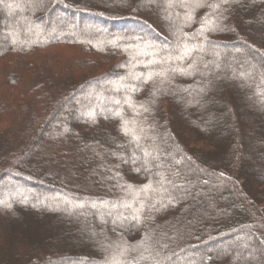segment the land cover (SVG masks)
I'll return each instance as SVG.
<instances>
[{
  "label": "trees",
  "instance_id": "1",
  "mask_svg": "<svg viewBox=\"0 0 264 264\" xmlns=\"http://www.w3.org/2000/svg\"><path fill=\"white\" fill-rule=\"evenodd\" d=\"M226 8L194 75L145 84L121 78L173 40L150 0H0V264H264V0ZM109 15L145 32L81 24Z\"/></svg>",
  "mask_w": 264,
  "mask_h": 264
},
{
  "label": "snow or ice",
  "instance_id": "2",
  "mask_svg": "<svg viewBox=\"0 0 264 264\" xmlns=\"http://www.w3.org/2000/svg\"><path fill=\"white\" fill-rule=\"evenodd\" d=\"M150 2L157 8L163 9L165 14L171 13V15L168 16V19L170 21L171 35L173 37L172 47H158L156 45L150 44L149 46L155 50L153 53H149V55H151L153 58L148 60L147 63H143V61L139 62L143 63L146 71L140 73L130 72L128 77H122L121 79L131 78L133 80H142L143 83L146 84L149 82H154L157 78H160L161 83H163L165 80L170 79V73L171 76L194 75L193 72L188 71V69H191L195 64V61L192 59L193 53L202 50L199 45L204 43H212L208 39L209 34L215 33L220 31L222 28L227 27V25H225L223 22V12L227 10L226 6L229 5L232 0H150ZM177 9H181L182 12L176 11ZM201 9H203L204 12L199 17V19H197V12ZM192 24H198L199 27L195 32H186L184 29L190 28ZM135 39L143 40L144 38L137 34ZM175 61H183L186 62V64H181L171 68L161 67L156 69L153 67L154 65H171ZM204 67H208L207 63L204 64ZM217 67H219V65H217ZM241 75H243V73H241ZM124 87H127L130 92H136L140 90L135 85H124ZM120 90V88L115 89L117 92ZM201 91H203V89H201ZM262 95H264V93H262ZM113 102L117 105L121 104V100L119 99H116ZM123 102L128 104L130 108L134 107V105L131 103L130 96H126ZM140 107H143V105L141 104ZM144 110L148 111L147 108ZM113 115L121 118V130L123 133L126 136H131L133 141L138 142L140 137L136 135L133 129L129 128V124L132 123V121L124 118L122 110L114 111ZM88 117L89 120L95 122V109L89 110ZM145 155H147V153H145ZM133 159H135V157ZM137 171H139V169H137ZM127 187L129 190L132 188L131 185H128ZM149 187L150 185H145L141 190H147ZM0 203L3 202L0 201ZM5 206L11 207V204H6ZM123 206L128 208L132 207L130 203ZM79 207H83V205H80ZM142 209L143 205H141L140 209L134 210V214L131 216V219L139 220ZM107 214L112 215L111 212H108ZM120 218L126 219L122 216V214ZM106 264H113V262L106 261Z\"/></svg>",
  "mask_w": 264,
  "mask_h": 264
},
{
  "label": "rangeland",
  "instance_id": "3",
  "mask_svg": "<svg viewBox=\"0 0 264 264\" xmlns=\"http://www.w3.org/2000/svg\"><path fill=\"white\" fill-rule=\"evenodd\" d=\"M106 7L104 8L105 10H106ZM83 9H85V8H83ZM88 9H91V8H88ZM85 10H87V9H85ZM76 11H78V10H76ZM105 13L107 14V12H105ZM131 17H134V18L138 19L137 16H135L134 14L133 15L131 14ZM139 17H141V18L143 17V19L146 20L147 22L150 21L149 23L150 24H153L152 26H154L152 28H154L156 31H158L160 33L161 30L160 31L158 30L157 24H155V22H154L153 19L147 18V17L145 18L142 15H140ZM107 18H109L110 20H112V22L111 23H109V22L97 23V21L96 22L95 21H91L89 18L84 17L81 20V22H82L81 24L91 23L92 25H97V26H100V27H104V28H106V30L109 33H131V32H134V30L140 31V32H145V31H142V30H140L138 28L131 27V25H133V24H129L127 27H124V28L121 25H123L125 23H118L116 25L115 23H116V20H118V19H113V15H109V16H107ZM160 34L163 37H165L162 33H160ZM229 114H230V116L225 115V118H223V122L220 125L222 127V131L227 130L229 142H232V140L235 139L236 142L239 144V142L241 140L240 132L238 130L237 131H229L228 132L229 118H231L234 122L238 121V119H236V117L234 116L233 113H229ZM254 233L258 235V233H256V232H254ZM240 237L241 236L238 235V236H234V237H231V238H228V239H224L223 242L218 243V244H212V245H207V246H204V247H201V248H196L197 250H195V252H202V251H205L207 248L208 249H215V248L216 249H221L222 251H225V252L230 251V250L231 251L232 250L234 251V250H237L238 245H239V242H241L242 240H244L243 237L242 238H240ZM247 238H249V236H247ZM207 244H209V243H207ZM210 246H213V248H211Z\"/></svg>",
  "mask_w": 264,
  "mask_h": 264
}]
</instances>
